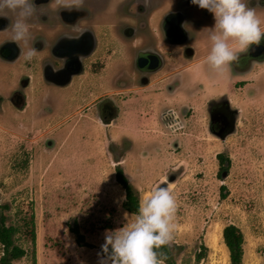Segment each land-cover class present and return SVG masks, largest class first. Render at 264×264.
<instances>
[{
	"label": "rangeland",
	"instance_id": "rangeland-1",
	"mask_svg": "<svg viewBox=\"0 0 264 264\" xmlns=\"http://www.w3.org/2000/svg\"><path fill=\"white\" fill-rule=\"evenodd\" d=\"M115 1L122 11L124 4ZM154 3L149 13L158 17L176 7L175 0ZM192 8L194 14L203 10ZM196 18L187 25L196 54L179 59L180 83L171 96L158 84L140 93L135 82L129 91L116 80L114 70L124 75L127 61L118 46L98 72L86 67L65 86L41 80L38 67L26 65L22 55L14 66L0 62V202L8 204L7 224L17 228L15 243L26 250L11 264H98L105 230L120 227L124 214H131L119 199L125 191L115 180L117 164L138 199L161 180L172 190L177 208L169 243L178 264H230L222 237L230 223L243 232L241 264H264V65L230 93L241 109L234 132L225 138L209 132L205 102L212 86L202 63V35L212 22ZM27 74L32 79L22 88L19 78ZM14 89L25 95L20 106L9 99ZM153 93L159 95L147 100ZM106 96L117 109L110 123L99 110ZM184 105L192 106L186 116ZM167 107L178 115L169 116ZM218 153L229 159L221 177ZM202 245L207 249L196 262Z\"/></svg>",
	"mask_w": 264,
	"mask_h": 264
},
{
	"label": "flooded vegetation",
	"instance_id": "flooded-vegetation-1",
	"mask_svg": "<svg viewBox=\"0 0 264 264\" xmlns=\"http://www.w3.org/2000/svg\"><path fill=\"white\" fill-rule=\"evenodd\" d=\"M119 1L124 4L122 14L119 13L122 12V5L119 6L115 0H84L78 10H59L54 0H34L36 14L30 21L28 45L34 46L37 52L26 65L38 67L36 71L41 80L61 86L57 83L62 81L68 72L78 70L72 74L70 82L75 76L84 74L86 67L92 72H98L103 60L115 53L118 46L127 61L124 75L122 70H115L116 80L125 84L127 90L131 91L130 86L134 82L138 87L148 84L154 74L158 73V81L164 82V91L175 94L180 83L179 59L186 60L196 54L193 43L197 41L195 33L187 28L188 22L198 21L196 17H201L213 24L212 14L206 9L194 14V4L190 3V0H175L176 7L163 12L160 17L149 13V10L153 2L159 4L161 0ZM249 6L255 7L260 16L264 13V0H260L259 4L256 0H250ZM0 18L7 20L5 27L0 28V32H3L9 28L11 17ZM261 26L264 28V23ZM204 32L202 36L206 38V30ZM8 40L11 39L1 42L0 48ZM204 41L206 43V39ZM16 44L19 54L13 61H17L23 53L22 43ZM87 51L89 52L86 53ZM6 53V50H0V59L5 60L3 56ZM262 65L264 37L259 44L250 45L247 51L239 53V61L226 68L222 76L216 75L205 65L206 80L212 86L205 102L209 132L220 138L234 132L241 109L233 103L230 93L234 94L235 90L241 89L250 79L253 70ZM30 77V74L20 76L19 85L26 88ZM216 85L219 89L223 85L226 88L212 92ZM9 99L15 105L25 103V95L18 89L13 90ZM110 106H114L110 96L100 100L101 119L107 116ZM166 109L169 116H175L178 112L170 107ZM191 111L190 105H184L180 110L184 116Z\"/></svg>",
	"mask_w": 264,
	"mask_h": 264
},
{
	"label": "clouds",
	"instance_id": "clouds-1",
	"mask_svg": "<svg viewBox=\"0 0 264 264\" xmlns=\"http://www.w3.org/2000/svg\"><path fill=\"white\" fill-rule=\"evenodd\" d=\"M61 10L79 9L84 0H54ZM260 0H256L259 4ZM190 3L212 14L213 24L205 27L206 54L202 63L216 75L239 61V53L264 37L262 23L250 0H190ZM36 14L34 0H0V17L10 18L9 36L13 42H23L24 61H31L36 48L29 46L30 21ZM182 51V50H181ZM121 201L126 199L122 194ZM177 203L165 180L143 192L136 211L124 214V222L116 229L105 230L98 253V264H162L156 249L166 245L175 231Z\"/></svg>",
	"mask_w": 264,
	"mask_h": 264
},
{
	"label": "trees",
	"instance_id": "trees-1",
	"mask_svg": "<svg viewBox=\"0 0 264 264\" xmlns=\"http://www.w3.org/2000/svg\"><path fill=\"white\" fill-rule=\"evenodd\" d=\"M219 160L218 175L224 176L223 173L229 169V159L223 153L217 154ZM227 174V173H226ZM115 180L121 184L125 191L126 199L123 200L122 206L125 210L134 213L138 205V194L133 187L128 177L125 175L122 166L117 164L115 166ZM225 185L220 186L221 197L226 196ZM8 208V204L0 202V244L2 245V253L0 255V264H11L13 260L18 259L26 253L25 248L16 244L14 241V235L17 232V228L13 225L7 224V216L4 210ZM32 217V216H31ZM74 232H77L76 228H73ZM32 236L31 242L35 245V232L31 229ZM222 237L225 246L229 252L230 264H241L243 257V243L244 236L241 229L235 224H226L222 230ZM78 240H82V236L78 234ZM207 248L202 245V250L196 252L195 261L198 262L202 259ZM158 257L164 264H178L176 260L175 250L173 246L168 242L166 245H162L156 249ZM100 253L104 255L101 252Z\"/></svg>",
	"mask_w": 264,
	"mask_h": 264
},
{
	"label": "water",
	"instance_id": "water-1",
	"mask_svg": "<svg viewBox=\"0 0 264 264\" xmlns=\"http://www.w3.org/2000/svg\"><path fill=\"white\" fill-rule=\"evenodd\" d=\"M7 23V20L4 19V18H0V28H3L5 27ZM0 50H6L7 53L3 56L5 60L7 61H13L19 54V48H18V45L16 44V42H13L11 40H8L6 42H4L2 45H1V48ZM89 51H87L86 53H88ZM78 70H74L72 72H68L66 74V76L64 77V79L60 82L57 83V85H66L67 83L70 82V79H71V76L73 73H77ZM23 102L21 104H16L18 106L22 105ZM116 116V109L114 106H110L108 108V112H107V116L104 118L102 117V120L104 123H110ZM223 175L225 176L226 173L224 172Z\"/></svg>",
	"mask_w": 264,
	"mask_h": 264
},
{
	"label": "crops",
	"instance_id": "crops-1",
	"mask_svg": "<svg viewBox=\"0 0 264 264\" xmlns=\"http://www.w3.org/2000/svg\"><path fill=\"white\" fill-rule=\"evenodd\" d=\"M263 12H264V10H263ZM261 14H262V13H261ZM261 16L264 17V13H263ZM0 33H1V32H0ZM4 33H5L6 35L3 34L2 37H0V43L3 42V41L6 40V39H10V36H9V28L6 29V30H4ZM23 45H24V44H23ZM0 62H1V63L10 64V65H13V66H14V64L16 63V61H6V60H2V59H0ZM114 72H115V70H114ZM157 75H158V73L154 74V78H153L152 80H150V82H149L148 84H146V85H142V86L138 87L137 89L139 90V92L142 93L144 89H147V91H149V88H150L153 84H158V85H160V88H161V86H163V83H164V82L158 81V76H157ZM110 77H111V76H110ZM112 77H113V74H112ZM12 82H13V81L10 80L7 84L10 85ZM9 85L5 86L4 88H8ZM131 90H132V88H131ZM120 91H122V90H120ZM161 91H162V90H161ZM166 93H167V92H166ZM153 94H154L153 96H150V94H147V96H146L147 100H149L151 97L154 98L155 95H159L158 93H153ZM167 94H169V93H167ZM171 94H172V93H170L169 95L171 96ZM143 96H144V94H143ZM141 98H143V97H141Z\"/></svg>",
	"mask_w": 264,
	"mask_h": 264
}]
</instances>
